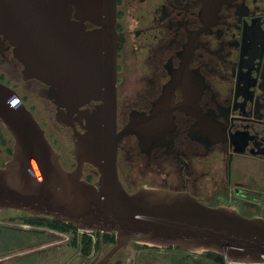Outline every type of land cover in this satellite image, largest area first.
I'll return each mask as SVG.
<instances>
[{
	"label": "flooded vegetation",
	"instance_id": "1",
	"mask_svg": "<svg viewBox=\"0 0 264 264\" xmlns=\"http://www.w3.org/2000/svg\"><path fill=\"white\" fill-rule=\"evenodd\" d=\"M7 11L0 8V14ZM75 12L71 5L72 21ZM115 14L117 131L148 126L153 122L144 118L159 109L158 145L148 140L141 146L135 134L119 143L117 174L124 189L185 192L208 206L264 219V0H116ZM83 24L85 31L98 28L89 20ZM23 68L14 44L0 32V85L32 113L59 154L47 127L67 130L73 145V129L84 133L85 120L61 108L65 125L58 124L56 106L41 96L50 86L24 78ZM100 104L90 101L79 110L84 115ZM12 149L13 138L0 123V168ZM59 157L66 170L74 167L73 156L65 163ZM10 213L25 216L0 211V264H20L33 250L75 241L74 264H159L151 252L165 250L130 242L132 251L120 248L107 257L115 234H108L113 243H104L105 233L77 229L54 238L49 225L26 228L17 216L2 218ZM40 218L47 223L48 217ZM86 238L91 251L85 255ZM167 250L174 252L169 264L181 254L188 260L195 255Z\"/></svg>",
	"mask_w": 264,
	"mask_h": 264
},
{
	"label": "water",
	"instance_id": "2",
	"mask_svg": "<svg viewBox=\"0 0 264 264\" xmlns=\"http://www.w3.org/2000/svg\"><path fill=\"white\" fill-rule=\"evenodd\" d=\"M1 4L8 11L0 14V32L14 44L24 78L50 86L41 96L56 106L58 124L65 125L61 108L86 124L84 133L73 129L75 165L66 170L32 113L0 85V123L13 138L11 157L0 168V211L48 217L81 233L115 234L107 257L120 248L132 251L129 244L134 242L195 255L213 253L223 264H264L263 218L243 216L228 206H208L185 192L144 187L128 193L121 184L119 143L135 134L141 146L148 140L158 145L159 109L144 118L152 120L148 126L130 124L117 131L116 0ZM71 5L77 21L71 20ZM85 20L98 28L85 31ZM90 101L101 104L82 115L79 108ZM86 165L95 169L96 182L83 178Z\"/></svg>",
	"mask_w": 264,
	"mask_h": 264
},
{
	"label": "rangeland",
	"instance_id": "3",
	"mask_svg": "<svg viewBox=\"0 0 264 264\" xmlns=\"http://www.w3.org/2000/svg\"><path fill=\"white\" fill-rule=\"evenodd\" d=\"M47 129H48V132H51V134L53 133V137H55L54 145L57 151L59 152V154H61L63 162L65 163V161L72 159V155L70 151L72 150L73 145L69 138L68 131L65 129L62 131V130H59L58 128L57 129L59 131H57L52 126H48ZM66 166L68 165L66 164ZM87 174H90L93 176L94 173L91 167L86 169L85 175ZM13 216L19 217L21 225H24L25 227L30 226V225L38 227L40 223L46 226H48L47 224H50V223L43 222L44 219L42 218H36L34 220L33 219L31 220L27 216H23L20 214L15 215V213H10L8 215H2V218L4 217L11 218ZM52 232L55 235L54 238H58L59 236H61V233H62V231H57V230H52ZM69 232H72V231H69ZM71 245H74V244H71ZM71 245H69L68 243L67 244L65 243V244H61L58 247H52V248L48 247L44 249L43 251L35 252V250H33L29 254H27L26 257L23 256L24 262H21L20 264H74L73 259L71 258L72 257L75 258V255L78 253V251H75V249L77 248H73L74 249L73 250ZM167 249L168 248H165V250H161V252L159 251L151 252L152 254L154 255L156 254L159 256V264H169L168 261L171 259V257L169 256H171L174 252L172 250H167ZM20 255L22 257L23 254H20ZM191 256L189 255L190 258L188 257L189 258L188 260L186 258L183 259V255L181 254L180 257L177 256L178 259H176L175 261L177 262V264H211L212 262V258L206 256L205 253L199 254V255H191ZM20 259L21 258H19V260Z\"/></svg>",
	"mask_w": 264,
	"mask_h": 264
},
{
	"label": "trees",
	"instance_id": "4",
	"mask_svg": "<svg viewBox=\"0 0 264 264\" xmlns=\"http://www.w3.org/2000/svg\"><path fill=\"white\" fill-rule=\"evenodd\" d=\"M85 179L87 181H91V176L88 175ZM25 216H27L31 220L32 219L34 220L36 218H40L41 217V216L30 217L26 213H25ZM46 222L50 223V224H47V225H49L48 227H50V229H52V230L62 231L64 233L65 232H69V231H76V228L73 227L72 225L65 224V223L60 222V221L55 220V219H51L50 220V218H47ZM40 224H42V223H40ZM51 234L54 235L52 231H51ZM104 236H105L104 243H113V236H110L108 234H104ZM76 243L77 242L75 241L74 245H76ZM173 248L177 249V250H180V249H178L176 247H173ZM81 249H82V252L85 255L88 254L91 251V241H90L89 238H86V239L82 240ZM205 255L212 258L211 264H222L223 263V258L221 256H219V255H216V254H213V253H205Z\"/></svg>",
	"mask_w": 264,
	"mask_h": 264
},
{
	"label": "built area",
	"instance_id": "5",
	"mask_svg": "<svg viewBox=\"0 0 264 264\" xmlns=\"http://www.w3.org/2000/svg\"><path fill=\"white\" fill-rule=\"evenodd\" d=\"M227 264H248V263H227Z\"/></svg>",
	"mask_w": 264,
	"mask_h": 264
}]
</instances>
